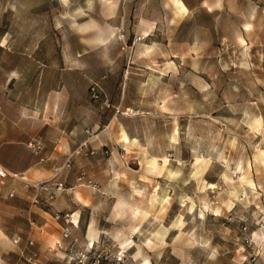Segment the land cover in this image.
Returning <instances> with one entry per match:
<instances>
[{
    "label": "rangeland",
    "instance_id": "obj_1",
    "mask_svg": "<svg viewBox=\"0 0 264 264\" xmlns=\"http://www.w3.org/2000/svg\"><path fill=\"white\" fill-rule=\"evenodd\" d=\"M211 8L0 0V264H264V0Z\"/></svg>",
    "mask_w": 264,
    "mask_h": 264
},
{
    "label": "built area",
    "instance_id": "obj_2",
    "mask_svg": "<svg viewBox=\"0 0 264 264\" xmlns=\"http://www.w3.org/2000/svg\"><path fill=\"white\" fill-rule=\"evenodd\" d=\"M36 149H40V147L37 146ZM69 167H70V160L67 159L65 162H63L62 166L58 170H56L57 171L56 174H58L60 172V170L68 169ZM7 174H8V171L5 168L0 167V178L5 177ZM57 186H58V188H61L62 183L61 182L58 183ZM38 195H39V192H36L35 197H37ZM55 216H56V218H59L61 216V214H59V212H56ZM64 222L67 226L65 228H63L61 231V240L71 238L73 240V243H76L77 242L76 238H72V228L77 227L78 220H74L73 214L70 213V214H65ZM61 240H58L56 242L58 246L62 245Z\"/></svg>",
    "mask_w": 264,
    "mask_h": 264
},
{
    "label": "crops",
    "instance_id": "obj_3",
    "mask_svg": "<svg viewBox=\"0 0 264 264\" xmlns=\"http://www.w3.org/2000/svg\"><path fill=\"white\" fill-rule=\"evenodd\" d=\"M176 1L180 2L185 8L184 10H182L180 7H177L178 10L180 9L179 11L186 12L190 8H193L195 6V4H200L202 7H207L208 11H212V9H214V8H211V4H213V2L219 1V0H196V1L194 0L196 3L193 0H176ZM213 7H216V6H213ZM124 135L127 137L126 134H124ZM127 139H128V137H127ZM92 227H93V225H90L88 228V231H87L88 237H92L93 235H95V232L92 229Z\"/></svg>",
    "mask_w": 264,
    "mask_h": 264
},
{
    "label": "bare ground",
    "instance_id": "obj_4",
    "mask_svg": "<svg viewBox=\"0 0 264 264\" xmlns=\"http://www.w3.org/2000/svg\"><path fill=\"white\" fill-rule=\"evenodd\" d=\"M172 1H173L174 5H175L176 7H180L182 10L185 9L184 6H183L180 2H178V1H176V0H172Z\"/></svg>",
    "mask_w": 264,
    "mask_h": 264
}]
</instances>
